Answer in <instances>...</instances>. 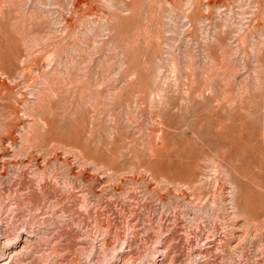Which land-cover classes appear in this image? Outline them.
Segmentation results:
<instances>
[{
	"label": "rangeland",
	"instance_id": "obj_1",
	"mask_svg": "<svg viewBox=\"0 0 264 264\" xmlns=\"http://www.w3.org/2000/svg\"><path fill=\"white\" fill-rule=\"evenodd\" d=\"M0 264H264V0H0Z\"/></svg>",
	"mask_w": 264,
	"mask_h": 264
}]
</instances>
